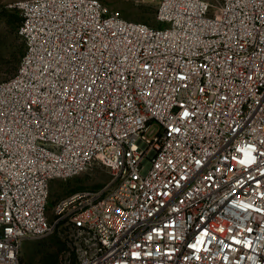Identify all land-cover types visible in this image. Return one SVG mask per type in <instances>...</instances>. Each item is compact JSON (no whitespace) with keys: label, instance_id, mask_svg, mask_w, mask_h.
<instances>
[{"label":"built area","instance_id":"1","mask_svg":"<svg viewBox=\"0 0 264 264\" xmlns=\"http://www.w3.org/2000/svg\"><path fill=\"white\" fill-rule=\"evenodd\" d=\"M0 83V264L65 229L66 264H264V0H17ZM94 165L110 180L59 200Z\"/></svg>","mask_w":264,"mask_h":264},{"label":"rangeland","instance_id":"2","mask_svg":"<svg viewBox=\"0 0 264 264\" xmlns=\"http://www.w3.org/2000/svg\"><path fill=\"white\" fill-rule=\"evenodd\" d=\"M17 0H0V83L8 80L15 57L22 58L25 47L18 30L21 17L9 7ZM109 10L119 11L122 15L135 22H142L154 27L161 26L157 19L159 0H99ZM14 73V74H13ZM111 178L110 170L104 165H94L83 173L67 180H54L50 187L49 215L57 202L80 190L97 189ZM75 259V251L69 233L60 229L52 235L26 239L21 247V264H66Z\"/></svg>","mask_w":264,"mask_h":264},{"label":"trees","instance_id":"3","mask_svg":"<svg viewBox=\"0 0 264 264\" xmlns=\"http://www.w3.org/2000/svg\"><path fill=\"white\" fill-rule=\"evenodd\" d=\"M20 21H21V19H20ZM24 44V43H23ZM25 47V46H24ZM21 55H22V53H21ZM21 55H19V57H15L14 59H13V61L11 62L13 65L11 66V69H10V71H11V73L12 72H14V73H16V71L18 70V67H19V65H20V62H21V59H20V56ZM24 55V54H23ZM23 57V56H22ZM13 73V74H14ZM13 76V75H12ZM11 76V77H12Z\"/></svg>","mask_w":264,"mask_h":264}]
</instances>
